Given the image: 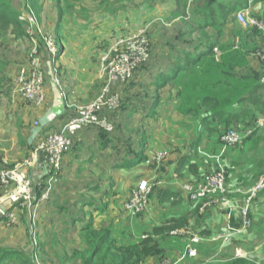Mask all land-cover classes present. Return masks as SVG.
<instances>
[{"label":"rangeland","instance_id":"obj_1","mask_svg":"<svg viewBox=\"0 0 264 264\" xmlns=\"http://www.w3.org/2000/svg\"><path fill=\"white\" fill-rule=\"evenodd\" d=\"M195 1L79 0L80 8L84 7L85 10L79 11L78 7L73 10L75 13H66L73 22L72 33L69 40L66 38L63 54L57 60L51 59L54 54V43L52 44L51 39L55 24L53 0L41 2L42 10L40 14L35 15L37 22L33 23L34 27L28 37L24 35L16 38L10 31L0 33V60L4 63L0 65V170L12 169L30 152L25 139L28 131L35 127L32 120L28 126L23 125L26 116L24 114L30 107H38L22 101L18 96H13L12 92L18 89L16 78L23 73L22 68H30L29 60L36 44H45L43 51L36 54L45 75L44 86L50 83L68 112L92 101L100 93L102 85L96 78L100 59L117 39L144 31L149 38L150 54L153 49L159 50L155 58L150 57L138 70L137 77L124 88L118 110L110 112L109 118L113 120L114 131L103 135L99 133V129L91 128L78 133L73 140L72 148L64 156L51 192V201L43 205L46 206V211L50 209L51 204L60 207L59 214L49 221V227L58 228L53 233L54 247L52 244L50 247L44 246V242L48 245L49 237L47 234L42 235L46 233L45 227H42L45 214L39 213L34 230L36 247L32 246L29 228L25 230L23 222L22 233L13 230L12 239L5 238L0 233V247L15 249L20 253L8 264H32L30 255L34 251L41 264H76L71 259L56 257L55 245L59 243L63 256H69L71 251L79 246L78 229L89 216L94 218L96 228L112 224L117 231H126L129 237L139 239L143 234H147L146 232H150L156 223L165 220L163 217L166 214L164 216L163 214L167 209L161 210L160 214H150L149 206L152 205H149L151 202L148 201L146 210L137 218L125 216L121 210L122 202L127 196V192L124 194V191L131 189L133 182L135 184L142 178H149L147 174L151 173L160 181L178 183L183 190V186H192L199 182L202 175L219 170L218 164L225 170L223 161L228 148L220 156L223 149L220 144L221 135H212L213 125L203 129L200 120L193 114L177 112L173 107L174 92L169 95L168 88L159 93L162 103L156 107L152 106L155 96L153 81L160 69L170 61L166 45L175 43L184 47L193 38L189 30L193 28L191 22L195 20L192 18ZM21 3L22 0H11V6L18 12L21 11L19 7ZM36 31L39 34H36ZM237 31L241 37L243 31L238 29ZM178 33L181 35L176 39L175 35ZM82 34L87 43H82ZM254 34L256 42L253 45V52L250 53L251 60L258 52L264 51L259 31L255 30ZM76 35L77 37L73 39ZM240 46L241 43L235 51L240 50ZM229 47L230 45L227 47L228 50ZM48 72L49 74H46ZM54 78H57L56 85ZM234 128L237 127L230 130L241 131L245 127ZM255 132L257 131L252 135ZM261 134L264 135V130ZM243 142L244 140L238 146H243ZM159 153H165V157L154 159ZM240 154L241 152L237 150L236 157ZM134 159L139 161L138 165L134 164ZM182 159H185L184 166L194 164L196 167L194 174L190 170L183 179L175 172L179 167L178 162ZM155 179L152 182H155ZM187 198L189 201L188 195ZM227 198L231 199L230 196ZM173 201H176V197H172L167 203L176 207L171 204ZM178 203L184 205L183 202ZM104 204L107 206L102 211ZM195 206L200 208V205ZM149 215L151 217H148ZM19 216L20 221L30 222L21 213L16 214L18 222ZM57 217L60 220L52 225ZM158 231L159 234L153 236L156 240L164 234L165 229L156 226L152 232L157 234ZM185 257L187 256L184 248L182 255L176 254L175 257L180 262L176 263L177 260H172L171 257L168 259L174 264H186Z\"/></svg>","mask_w":264,"mask_h":264},{"label":"trees","instance_id":"obj_2","mask_svg":"<svg viewBox=\"0 0 264 264\" xmlns=\"http://www.w3.org/2000/svg\"><path fill=\"white\" fill-rule=\"evenodd\" d=\"M42 1L22 0L19 6L21 11L18 12L11 6V0H0V33L10 31L16 38L24 35L28 37L30 30L34 27L33 23L37 22L35 15L40 14L42 10ZM195 2L196 5L192 9V18L195 20L191 22L193 28L189 30V34L193 38L184 47L175 43L166 45V49L170 53V61H167L164 68L160 69L153 81L152 86L155 96L152 106L156 107L162 103L159 93L161 90L168 88L169 95L174 92V109L182 114L196 116L200 120L203 129L208 125H213L212 135L222 136L233 127H237L234 129H238L239 126L251 127L258 118L264 117V86L259 83L260 76L264 72V62L260 63L257 60L259 69L250 66V53L253 52V45L256 42L254 32L259 30L253 27L242 28L237 22L236 14L240 10L249 8L252 17L264 23V0H252L251 5L247 0H229L228 2L196 0ZM53 5L55 24L51 39L56 52H54L51 59L57 60L63 54L66 38L69 40L72 33L73 22L70 17L66 16V13H75L73 10L80 8V4L79 0H53ZM84 10V7L79 9V11ZM24 14L32 17L33 22H29ZM237 29L243 31L241 37H239ZM31 34L33 33L31 32ZM180 35V33L176 34L175 38L179 39ZM259 35L262 39L260 31ZM41 37L46 41L44 36L41 35ZM76 37L77 35L73 39ZM236 38L239 39V44L241 43L238 51L234 49L237 43ZM228 45H230L229 50L227 49ZM44 48L45 44H36L34 50L38 55ZM214 50L219 52L217 58ZM2 61L0 60V65L4 64ZM145 63L134 71L131 80L121 86L125 88L127 84L132 82L137 77L138 70ZM238 67L240 68L239 71L237 70ZM262 130L264 128L255 130L257 132L244 139L243 144H251L249 143L251 139L258 136L264 139V135L261 134ZM99 133L103 135L111 134L102 130H99ZM251 145L254 148L256 147L254 144ZM235 147L239 152H242L243 146ZM235 147L228 148L224 155L229 157ZM141 159L144 160L145 158ZM134 162L136 165L139 163L137 160ZM178 163L179 167L175 169V172L182 177L179 178L183 179L190 170H192V174L195 173L196 167L194 164L184 166L185 159ZM207 174H210V172ZM133 188L134 186L130 191ZM150 190H152V185H150ZM175 196L174 193L167 190L166 194L161 195L159 203L169 202ZM258 198L259 196L256 200ZM124 202H122L121 210L125 216L131 218L123 209ZM176 203L177 201L171 202L173 205ZM106 206L104 204L101 210L103 211ZM198 207H195L196 210L193 212L197 219L202 218L197 215ZM248 216L251 218L250 211ZM0 223L6 225L4 218L0 217ZM197 223H199L198 220ZM189 224L190 222L186 217L171 218L169 221L166 220L165 223L158 225V227H163V230L165 229L164 234L160 235L158 240L154 239L153 236H157L159 231L157 234L152 232L156 225L139 239H133L129 237L126 231H117L112 224L96 228L94 218L89 216L82 227L78 229L79 246L73 249L69 256L64 257L62 254L59 258L71 259L76 264H139L153 257L158 258V262L171 257L172 260H177L176 263H178L180 260L175 258L176 254L182 255L187 241L183 237L170 235V232ZM199 231L198 235L203 242L209 237L212 239L216 234L222 233L223 229L220 232L218 230L214 231L212 234L208 228L202 229L201 227ZM143 236L146 237L142 238ZM202 242L195 246L198 252H200L198 246ZM220 242V240H217L214 241V244L219 246ZM172 252H174L173 257L169 255ZM19 254L15 249L0 247V264H8L16 259ZM190 259L185 257L186 261ZM239 262L241 260L230 264ZM208 263L211 264L212 262H203V264Z\"/></svg>","mask_w":264,"mask_h":264},{"label":"built area","instance_id":"obj_3","mask_svg":"<svg viewBox=\"0 0 264 264\" xmlns=\"http://www.w3.org/2000/svg\"><path fill=\"white\" fill-rule=\"evenodd\" d=\"M251 3L252 0L249 1V5ZM25 17L29 22H33L32 17ZM236 19L244 29L249 27L258 29L264 43V24L262 21L252 17L249 8L238 11ZM237 46L238 44L234 46V49L237 50ZM149 47V39L144 31L133 36L117 39L100 59L97 74V80L102 85L100 93L92 101L77 106L74 111H71L68 121L59 130L50 131L39 139L29 154L15 167L0 171V187L4 189L13 187L6 200L0 199V217L4 218L6 226L10 227L18 223L16 214H24L30 221L29 235L31 234L33 247L37 246L34 231L36 229L34 219L37 210L40 204L46 202L50 197L54 183L58 178V172L62 167L63 158L72 148V136L90 127H96L106 133L113 131V122L104 116L103 112H113L118 110L120 106L121 96L115 91L114 86L116 84H126L133 78L134 71L141 64L148 61L150 57ZM215 53L217 58L219 52L215 50ZM254 57L260 63H263L264 51L258 52ZM29 62L30 68L17 76L18 89L13 90L12 95L18 96L28 104L40 106L45 100L43 91L45 75L35 50H33ZM57 83V78H54V85ZM259 83L264 86V72L260 76ZM262 128H264V117L258 118L253 126L244 128L241 131H227L220 138L223 146L220 156L227 148L240 145L255 130ZM164 157L165 153H159L154 159L159 160ZM33 167H37L40 173L35 179H30L28 173L31 172ZM218 168L219 170L204 175L195 185L183 186V191L186 192L191 202L202 204L200 211L224 204L229 200L227 197L234 193L226 184L225 170L219 164ZM263 189L264 176L260 177L247 190L244 201L239 208L240 228L237 231L238 233L251 226L252 220L248 216L250 206ZM149 196L150 185L148 181L145 179L139 180L136 187L134 186L130 191L129 198L123 203L124 211L132 218L137 217L146 210ZM9 202L15 208L6 205ZM232 234L234 232L226 230V232L216 234L214 239L223 241L222 244H224V242L229 241ZM170 235L185 238L187 241L185 256L191 259L197 257L198 250L195 246L202 242V238L193 231L191 226L187 225L174 229L170 232ZM145 237L143 236L142 238ZM30 256L32 264H41L35 251ZM139 264H145V262ZM158 264L174 263L170 259L165 258L160 260Z\"/></svg>","mask_w":264,"mask_h":264},{"label":"crops","instance_id":"obj_4","mask_svg":"<svg viewBox=\"0 0 264 264\" xmlns=\"http://www.w3.org/2000/svg\"><path fill=\"white\" fill-rule=\"evenodd\" d=\"M81 40L82 43L88 42L86 39H84L83 34L81 36ZM235 40L237 41L236 44H239V39L236 38ZM155 47H157L156 44ZM158 51L159 50L154 51L153 49L151 57H154V55H156ZM249 61L250 66H253L254 69H259V62L255 57L252 60L250 59ZM27 70V68H22L23 73ZM46 74H49V72ZM97 74L98 70L96 73V78ZM122 87L123 86L118 84L114 86L115 91L118 92L120 96H122ZM43 91L45 94V103L37 106L38 108L30 107V110L27 111V113L29 114H24L29 117L24 116L23 125L28 126L29 121L32 120L35 127L31 128L30 130L28 129V135L25 139V143L29 146L30 151L32 147L37 143V141L41 139L46 133L59 130L71 116V113L68 112L65 106L60 102L58 95L54 92L50 83L44 86ZM109 114L110 111L103 112V115L107 118H109ZM111 121L113 122V120ZM91 128L94 129L96 127H90L78 133ZM78 133H76L71 138L72 146L74 143L73 140ZM249 143L256 145V147L254 148L251 144H243L242 152L238 157H236L237 149H233V152L230 155L228 154L229 159H227L225 155L223 161L225 165L224 168L227 178V186L234 192L230 196L231 199H229L224 204H220L215 208H208L204 211H200V208H198L197 215L199 217H202L199 219H197V216L193 212L196 210L195 207H198L195 206V204L201 205V203H190V200V202H188L187 195L183 192L178 183L170 184L164 181H160L158 179H155V175H152L151 173L147 174L149 178H142L147 180L148 183L152 185V190H150L149 196V202H151L149 203V205H152L149 206L150 214H160L161 210L167 209L163 214V216L166 214L165 217H163L165 220L161 223H156V226L165 223L166 220L169 221L171 218L186 217L190 222L189 225L192 226V229L196 232H198L197 230H200L201 227L202 229L208 228L209 230H211V234L217 230L220 232V230L222 229L223 232H226V230L234 232V234L231 235L229 241L224 242V244H222V241L219 243V246L214 244V241H216L214 238L211 239V237H209V239L203 241L198 246L200 252H198L197 257L192 260H188L186 264H203V262L208 261L212 262L211 264H230L232 262L240 260L241 262L237 264H264V189L259 193L258 200L253 201L250 206L249 211L250 217L252 219L251 226L247 229H244L241 233L237 232L240 228L239 208L243 203L242 199L244 201L247 190L253 184H255L260 177L264 176V139L258 136L256 138H252ZM135 160L136 159H134L133 161ZM228 166L231 167L228 168ZM39 173L40 170L37 167H33L31 169V172L28 173V177L30 179H35ZM154 179L155 182H152ZM137 182L135 184L133 182L132 185L135 186ZM12 190V186L8 189L0 187V199L6 200ZM160 190L162 191L159 192ZM167 190L168 192L174 193L176 195L175 197L177 203L180 202V204H182L183 202L184 205H179L178 203L175 204V207L168 205L167 202L160 204L159 200L161 198V195L163 193L166 194ZM129 191L130 189L128 191H124V194L125 192H127L125 200L129 197ZM49 200L50 197L46 202L40 204L34 219V224L36 228V217L38 220V214H42L43 212L45 214V219L42 221V227H45L44 230H46V233L44 232L42 233V235L45 236L47 234V236L49 237L48 245L44 242V246L50 247L52 244V246L54 247L55 241L53 239V233L58 230V228L49 227V221L53 216H57L59 214L60 207H56L51 204L50 209L46 211V206L43 205L49 203L51 201ZM51 203H53V201ZM6 205H10L11 207L15 208V206H13L11 202L7 203ZM148 217H151V215H149ZM149 219L151 218H147V220ZM59 220V217H57L51 224L54 225V223L58 222ZM197 220L199 221V223H197ZM143 221L145 222L146 220L143 219ZM22 222L25 225V230L29 228L30 222L20 221L19 216V222L15 226L7 227L6 225H0V233H2L5 238L8 237L12 239L11 233L13 230H17L18 233H22V229H24L22 227ZM19 238L22 239V237ZM55 248L57 252L56 257H61L62 252L59 248V243L55 245ZM169 255L173 257L174 252ZM145 263L158 264V258H150Z\"/></svg>","mask_w":264,"mask_h":264},{"label":"clouds","instance_id":"obj_5","mask_svg":"<svg viewBox=\"0 0 264 264\" xmlns=\"http://www.w3.org/2000/svg\"><path fill=\"white\" fill-rule=\"evenodd\" d=\"M252 220V219H251Z\"/></svg>","mask_w":264,"mask_h":264}]
</instances>
